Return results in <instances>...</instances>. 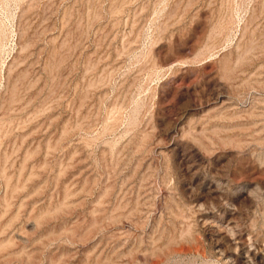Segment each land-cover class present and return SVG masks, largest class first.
I'll return each mask as SVG.
<instances>
[{
  "label": "rangeland",
  "instance_id": "1",
  "mask_svg": "<svg viewBox=\"0 0 264 264\" xmlns=\"http://www.w3.org/2000/svg\"><path fill=\"white\" fill-rule=\"evenodd\" d=\"M0 27V264H264V0H0Z\"/></svg>",
  "mask_w": 264,
  "mask_h": 264
},
{
  "label": "bare ground",
  "instance_id": "2",
  "mask_svg": "<svg viewBox=\"0 0 264 264\" xmlns=\"http://www.w3.org/2000/svg\"><path fill=\"white\" fill-rule=\"evenodd\" d=\"M224 7V6H223ZM223 9V8H222ZM1 28V27H0ZM1 31V30H0ZM253 46V45H252ZM248 52V51H247ZM3 58V57H2Z\"/></svg>",
  "mask_w": 264,
  "mask_h": 264
}]
</instances>
